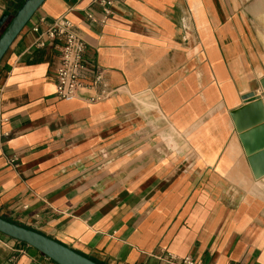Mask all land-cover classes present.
<instances>
[{"label":"crops","instance_id":"obj_1","mask_svg":"<svg viewBox=\"0 0 264 264\" xmlns=\"http://www.w3.org/2000/svg\"><path fill=\"white\" fill-rule=\"evenodd\" d=\"M96 1L46 0L0 62V217L100 264H264V177L234 121L262 92L264 0H112L104 23ZM61 17L107 100L56 97L59 44L32 28ZM0 264L56 263L0 235Z\"/></svg>","mask_w":264,"mask_h":264},{"label":"water","instance_id":"obj_2","mask_svg":"<svg viewBox=\"0 0 264 264\" xmlns=\"http://www.w3.org/2000/svg\"><path fill=\"white\" fill-rule=\"evenodd\" d=\"M45 1L24 0L20 8L14 14L11 13L13 15L6 27L10 15L5 14L0 18V62ZM259 84L261 93L249 92L242 97L245 103L254 104L234 114V121L256 180L264 177V135H261L264 125H260L264 122V116L261 114L264 112V77L259 80ZM0 234L28 245L56 264H100L42 233L1 217Z\"/></svg>","mask_w":264,"mask_h":264},{"label":"built area","instance_id":"obj_3","mask_svg":"<svg viewBox=\"0 0 264 264\" xmlns=\"http://www.w3.org/2000/svg\"><path fill=\"white\" fill-rule=\"evenodd\" d=\"M96 3L103 7L105 17L102 23H104L111 14L110 6L113 1L97 0ZM32 29L38 35L36 47L45 46L44 37L59 44V64L55 72L58 99L62 101L83 99L87 103L94 104L105 101L112 95V90L103 87L105 71L87 62L86 43L69 20L65 17L58 18L45 31H41L39 25H35ZM181 264L203 263L186 256L181 260Z\"/></svg>","mask_w":264,"mask_h":264},{"label":"trees","instance_id":"obj_4","mask_svg":"<svg viewBox=\"0 0 264 264\" xmlns=\"http://www.w3.org/2000/svg\"><path fill=\"white\" fill-rule=\"evenodd\" d=\"M19 8H20V6L17 8V10H18ZM10 20H11V18L7 21V23L5 24V27L7 26V24L9 23ZM5 27H4V28H5ZM4 28H3V29H4ZM2 31H3V30H2ZM0 235H1V234H0ZM2 236H3V235H2Z\"/></svg>","mask_w":264,"mask_h":264}]
</instances>
